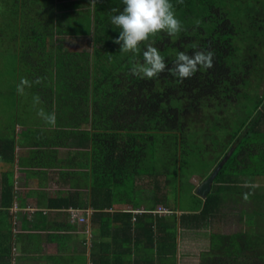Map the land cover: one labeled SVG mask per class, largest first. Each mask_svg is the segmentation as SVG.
Listing matches in <instances>:
<instances>
[{
    "label": "trees",
    "instance_id": "1",
    "mask_svg": "<svg viewBox=\"0 0 264 264\" xmlns=\"http://www.w3.org/2000/svg\"><path fill=\"white\" fill-rule=\"evenodd\" d=\"M172 2L185 31L175 40L164 33L151 38L168 66L172 67L177 51L214 52L212 68L183 82L167 71L147 80L129 74L133 58L142 60V55L133 57L113 43L119 29L110 17L116 14L112 9H122V0H97L94 8L90 0L26 1L21 39L10 58L19 70L18 91H24L22 79L30 81L34 96L46 108L43 113L55 114L54 125L42 117L47 143L64 146L71 139L89 148L75 153L89 170L82 178L91 184L93 204L103 195L118 197L117 189L126 182L131 185L136 174L148 176L155 187L173 183L177 203L186 155L196 152L216 165L233 145L204 200L196 196L200 210L179 216L180 222L196 227L209 219L215 206L228 201L231 183L242 181L246 174L259 176L264 168V79L258 83L252 75L262 56L257 47L264 32V0ZM63 37L68 43L85 40L84 46L90 48L54 43ZM212 167L206 169L205 178ZM10 183H4L0 193V225L5 209L18 196ZM259 195L254 193L257 209L248 219L254 221L256 216L258 224L250 231L211 232L199 264H264ZM165 197L158 195L156 201L164 202Z\"/></svg>",
    "mask_w": 264,
    "mask_h": 264
},
{
    "label": "crops",
    "instance_id": "2",
    "mask_svg": "<svg viewBox=\"0 0 264 264\" xmlns=\"http://www.w3.org/2000/svg\"><path fill=\"white\" fill-rule=\"evenodd\" d=\"M26 1L0 0V51L7 52L0 55V71L9 75L11 83L3 99L0 92V193L2 185L12 181L18 194L5 209L6 217L1 223L0 264H199L195 240L189 235L195 227L188 221L180 222L179 216L198 212L201 205L189 210L168 197L164 202L156 201L158 195L167 194V185L155 187L145 174L134 175L126 191L117 189L118 197L109 199L103 195L93 204L91 184H84L82 178L84 171L90 174L89 170L75 153L89 148L71 139L64 146L50 145L40 112L33 113L28 105L20 109L19 93L26 91H18L19 70L10 56L21 39L20 19ZM19 113L26 115L24 121L18 120ZM256 177H260L262 222L264 168ZM192 179L196 182L193 194L203 201L211 186L201 196L196 188L205 175L198 182ZM236 185L249 184L243 180L231 183L227 198L230 203L232 194L238 191ZM140 189L155 192L144 198L137 195ZM66 198L70 200L63 202ZM227 214L228 218L237 216ZM207 225L197 224L199 230Z\"/></svg>",
    "mask_w": 264,
    "mask_h": 264
},
{
    "label": "clouds",
    "instance_id": "3",
    "mask_svg": "<svg viewBox=\"0 0 264 264\" xmlns=\"http://www.w3.org/2000/svg\"><path fill=\"white\" fill-rule=\"evenodd\" d=\"M95 7L97 0H90ZM182 3L183 0H176ZM122 9H112L116 13L110 17V23L119 31L113 43L119 45V51L131 53L133 57L139 52L142 60L133 58L128 72L133 77L152 79L165 71L177 78L178 82L191 78L197 71L213 67L214 52L211 49L198 48L191 54L177 51L172 67L155 46L151 38L164 33L171 40L178 38L185 31L182 21L177 17L172 0H122ZM195 26L199 21L194 22ZM146 42V43H145ZM144 44L143 50L140 45ZM49 124H55V114L41 113Z\"/></svg>",
    "mask_w": 264,
    "mask_h": 264
},
{
    "label": "rangeland",
    "instance_id": "4",
    "mask_svg": "<svg viewBox=\"0 0 264 264\" xmlns=\"http://www.w3.org/2000/svg\"><path fill=\"white\" fill-rule=\"evenodd\" d=\"M41 2H42V0H41ZM39 3H40V0H39ZM263 5H264V3H263ZM263 5L261 7L264 9ZM259 38L260 39H259L257 48L259 51H261L262 56H260L261 61L259 63L258 71H257V67H254V70L257 73L255 72L252 75H253L254 80L257 79V82L261 83L262 79H264V32H262L260 34ZM56 42L60 43L62 46H66V47L71 48V49H73L74 47H79L78 49H85L86 48L87 50H89V48H90V44L87 47L84 46L87 43V42H85V40H81L78 43L73 40V41H69V43H68L66 41L65 37H63V40H61V41L55 39L54 43H56ZM89 42H90V40H89ZM2 45H3V42L0 43V47ZM2 53L7 54V52L0 51L1 56H2ZM7 59H9V57H7ZM7 76H9V75H5L3 73V69H2V71H0V92L2 91V93H3L2 99L5 96H7V94L9 93L8 89L10 88V85H11L10 80L8 79ZM22 77H23V75H22ZM18 79H19V77H18ZM27 82H28V88H27ZM15 84H16V80L14 78V85ZM33 86H34V84L31 83L30 81L25 80V82H24V79H22L21 90H25V91L28 90V93H21V92L19 93L18 105H19L20 109H22V110H23V106H27V105L32 106L30 111H32L33 113H38V112H41V110H44V109L46 110V108L43 107L42 102H40L39 99H37L34 96L33 93H35V91L33 90L34 89ZM26 101H27V103H26ZM25 118H26L25 114H23V113L18 114V120L20 122L24 121ZM190 152H192V149ZM192 153H194V152H192ZM185 159L187 160V163L185 164L184 169L182 171V174L179 178V181H180L179 187L180 188L178 190V195H177L178 200L176 199V202H180V206L182 209L195 210L196 208L199 207V205H198V203L196 204V202H197L196 195L193 194V189H194L196 182L192 178L193 177L196 178V180L198 182L200 180V178L203 179L204 175L207 174L208 171H206V169L210 168L211 166H213L212 168L214 169V167L217 164L216 165L208 164V161L202 160L203 158L200 155L198 156V153L196 154V152L194 153V155L193 154H189V156L186 155ZM203 172H204V174H203ZM244 172L247 173L246 170H244ZM240 176H242V174ZM246 176H247V174H246ZM246 176H243L246 179H244L242 177L239 180H243L244 182H247L249 185H246V186L236 185V187H237L236 189L238 191L236 193L232 194L233 196L231 199L233 201L230 203L228 200L225 203L224 202L221 203L220 206H215L214 212L211 211L208 215L209 219L202 221L201 224H203V226L209 224V222L211 221L210 225L209 226L207 225L208 227H205V228L199 230L198 229L199 227L196 226L195 229H192L191 231H189V235L195 240V246H196L194 249V251L196 252L195 254H199V256H200L202 251H204L208 248L209 236H210V234H212L211 232L208 233V231L221 232V233H225L226 231L232 232L234 230H239V229L250 231L251 225L256 226V224H258L256 221V220H258L256 218V216H253L254 221H252L253 219L252 220H247V219H249V217L252 216V212H254V210L257 209V208H255L256 205H254V202H255L254 193L255 194L259 193V188H260L259 187V184H260L259 178L260 177L255 176L253 178H250V177H248V176L246 177ZM169 177H170V175H169ZM160 180L163 181L164 178L161 177ZM138 181L144 183L145 180L139 179ZM172 184L167 186V188H166L167 194L166 195H167L169 200L173 201L175 192L173 190ZM123 189L125 191L127 190V182L124 184ZM163 189H164V187L162 188V191H163ZM154 192L155 191L152 189H149V190L148 189L147 190L140 189V192H138L137 195H141L145 198ZM228 195H230V194H227V196ZM134 197H135V195H134ZM141 202L144 203L143 201H141ZM227 213H230V215L235 213V214H237V216L228 218L225 215ZM211 215H213V216L211 217ZM227 216H228V214H227ZM259 223H260V219H259ZM0 228H1V225H0ZM190 245H191V240H190Z\"/></svg>",
    "mask_w": 264,
    "mask_h": 264
},
{
    "label": "water",
    "instance_id": "5",
    "mask_svg": "<svg viewBox=\"0 0 264 264\" xmlns=\"http://www.w3.org/2000/svg\"><path fill=\"white\" fill-rule=\"evenodd\" d=\"M232 150H233V147H230L228 152L217 163V165L210 172V174L197 186L196 192L199 193L201 196H205L208 193L214 176L216 175L218 170L221 168L223 163L226 161L227 157L231 154Z\"/></svg>",
    "mask_w": 264,
    "mask_h": 264
}]
</instances>
